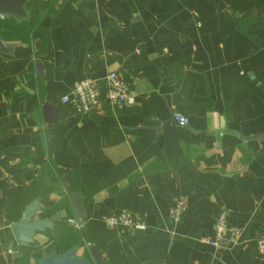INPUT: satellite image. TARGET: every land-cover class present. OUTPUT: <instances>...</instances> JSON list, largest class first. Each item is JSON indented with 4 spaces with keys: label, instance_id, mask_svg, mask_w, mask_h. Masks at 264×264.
I'll use <instances>...</instances> for the list:
<instances>
[{
    "label": "crops",
    "instance_id": "crops-1",
    "mask_svg": "<svg viewBox=\"0 0 264 264\" xmlns=\"http://www.w3.org/2000/svg\"><path fill=\"white\" fill-rule=\"evenodd\" d=\"M5 40L17 47L0 53V264L25 254L7 246L8 199L26 191L37 219L56 218L34 237L42 258L57 250L46 232L77 218L73 182L88 205L81 255L98 242L105 264H264V141L244 140L264 132V0H64L42 49ZM111 73L133 104L109 102ZM86 79L101 103L81 114L61 98ZM178 200L188 209L175 222ZM123 209L145 227L102 220ZM221 211L241 235L217 247L206 239Z\"/></svg>",
    "mask_w": 264,
    "mask_h": 264
},
{
    "label": "water",
    "instance_id": "water-1",
    "mask_svg": "<svg viewBox=\"0 0 264 264\" xmlns=\"http://www.w3.org/2000/svg\"><path fill=\"white\" fill-rule=\"evenodd\" d=\"M32 0H0V20L5 21L15 19L18 22L29 19L30 12L27 7ZM41 45L40 40L35 42V47L38 49ZM17 44L8 42L0 35V53L11 54L15 51ZM38 73L42 76L46 75V68L44 63H37ZM43 113L45 122L52 125L58 118L57 106L49 102L43 105ZM245 141H264V132L256 136L244 138ZM67 176H64V180ZM71 204L74 208L76 217L79 220H85L87 217L86 197L81 191H74L70 195ZM39 206L36 202H32L26 206L21 219L13 224V232L15 238L7 244V246L15 243L22 245H29L34 243V237L38 233H42L50 229L56 218L37 219L36 212ZM80 247L74 246L71 249L60 253L57 250L51 252L40 258L37 264H105L103 252L92 244L88 246L85 254H79Z\"/></svg>",
    "mask_w": 264,
    "mask_h": 264
},
{
    "label": "built area",
    "instance_id": "built-area-1",
    "mask_svg": "<svg viewBox=\"0 0 264 264\" xmlns=\"http://www.w3.org/2000/svg\"><path fill=\"white\" fill-rule=\"evenodd\" d=\"M109 87L107 97L109 102L115 106L131 105L134 102L130 93L129 83L119 77L116 73L108 76ZM61 103L70 105L77 113H89L100 106L101 91L92 80H82L74 83L71 91L61 98ZM175 123L180 127L189 125L190 120L181 113L173 115ZM188 206L184 200L176 201L171 208V217L175 222H179L187 212ZM102 220L111 226L122 225L130 229L140 230L145 227L142 216H137L129 210H120L118 212L106 214ZM77 229H82L83 225L77 218L69 219ZM241 235V229L236 226H230L228 213L221 211L214 223L213 236L206 239V242L213 246H222L225 242H234ZM256 248L259 255L264 256V234L256 240Z\"/></svg>",
    "mask_w": 264,
    "mask_h": 264
},
{
    "label": "trees",
    "instance_id": "trees-1",
    "mask_svg": "<svg viewBox=\"0 0 264 264\" xmlns=\"http://www.w3.org/2000/svg\"><path fill=\"white\" fill-rule=\"evenodd\" d=\"M62 2H64V0H32V2L29 3L27 7L28 11L30 12L29 19L23 20L21 22H18L15 19H9L5 21L0 20V23L10 30L21 33H29L30 39H27L24 42L28 40H32L34 42L40 40V49H42L46 39L47 29L54 16L60 10ZM4 38L6 39V37ZM50 152L51 149H49V153ZM74 191L83 192V189L78 184L76 185L73 182L71 184V192ZM30 201L31 199L27 195L26 191L20 192L8 199L6 205V215L10 223H16L21 219L23 210L30 203ZM86 206H88L87 202ZM46 234L49 239L53 240L56 249L60 253H63L72 247L79 245L81 242V229H77V227L73 225H70L69 227H56L50 232H46ZM95 243L97 248H102L98 242ZM38 250L39 246L37 244L32 243L25 245V254L22 259L17 261V264H30L31 260L37 263L40 259V256L37 255Z\"/></svg>",
    "mask_w": 264,
    "mask_h": 264
},
{
    "label": "rangeland",
    "instance_id": "rangeland-1",
    "mask_svg": "<svg viewBox=\"0 0 264 264\" xmlns=\"http://www.w3.org/2000/svg\"><path fill=\"white\" fill-rule=\"evenodd\" d=\"M0 34L6 37L7 39L11 41H16V42H24L27 39H30V34L29 33H21V32H16L13 30H10L2 25L0 23Z\"/></svg>",
    "mask_w": 264,
    "mask_h": 264
},
{
    "label": "flooded vegetation",
    "instance_id": "flooded-vegetation-1",
    "mask_svg": "<svg viewBox=\"0 0 264 264\" xmlns=\"http://www.w3.org/2000/svg\"><path fill=\"white\" fill-rule=\"evenodd\" d=\"M28 9V8H27Z\"/></svg>",
    "mask_w": 264,
    "mask_h": 264
}]
</instances>
